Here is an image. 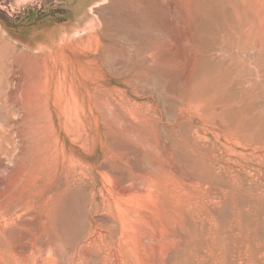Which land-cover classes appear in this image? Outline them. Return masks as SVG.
Returning a JSON list of instances; mask_svg holds the SVG:
<instances>
[{
  "label": "rangeland",
  "instance_id": "obj_1",
  "mask_svg": "<svg viewBox=\"0 0 264 264\" xmlns=\"http://www.w3.org/2000/svg\"><path fill=\"white\" fill-rule=\"evenodd\" d=\"M0 264H264V0H0Z\"/></svg>",
  "mask_w": 264,
  "mask_h": 264
},
{
  "label": "bare ground",
  "instance_id": "obj_2",
  "mask_svg": "<svg viewBox=\"0 0 264 264\" xmlns=\"http://www.w3.org/2000/svg\"><path fill=\"white\" fill-rule=\"evenodd\" d=\"M254 28H255V27H254ZM246 38H247V37H246ZM256 41H257V39H256ZM261 50H262V49H261ZM259 52H260V51H259ZM88 86H89V85H88ZM8 181H9V180H8ZM23 186H26V185L23 184ZM10 187H11V186H10ZM19 188H20V187H19ZM12 189H13V188H12ZM20 190H23V188H22V189L20 188ZM35 190H36V188H35ZM13 191H14V189H13ZM32 191H33V190H32ZM29 192H30V191H29ZM20 196H21V194H20ZM23 196L26 197L27 195H23ZM21 198H22V197H21ZM26 198H28V196H27ZM24 199H25V198H24ZM40 200H41V199H40ZM15 201H16V200H15ZM18 202H19V201H18ZM13 203H14V202H13ZM23 223H24V222H23ZM25 224H26V223H25ZM24 227H25V226H24ZM26 227L28 228V226H26ZM27 228H24V230L26 229V231H27ZM30 228H32V227H29V229H30ZM42 229H43V228H42ZM45 229H46V228H45ZM45 229H44V230H45ZM24 230H22V232H23ZM36 230H37V229H36ZM20 231H21V230H20ZM32 232H33V231H32ZM47 232H48V231H47ZM20 233H21V232H20ZM20 233H19V234H20ZM23 233H24V232H23ZM36 233H37V232H36ZM24 234H25V233H24ZM31 234H32V233H31ZM18 236H19V235H18ZM27 236H28V235H27ZM72 246H73V245H72ZM53 261H54V260H53Z\"/></svg>",
  "mask_w": 264,
  "mask_h": 264
}]
</instances>
